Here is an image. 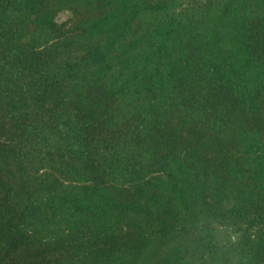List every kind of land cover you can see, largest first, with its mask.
Instances as JSON below:
<instances>
[{
  "label": "rangeland",
  "instance_id": "1",
  "mask_svg": "<svg viewBox=\"0 0 264 264\" xmlns=\"http://www.w3.org/2000/svg\"><path fill=\"white\" fill-rule=\"evenodd\" d=\"M0 264H264V0H0Z\"/></svg>",
  "mask_w": 264,
  "mask_h": 264
}]
</instances>
